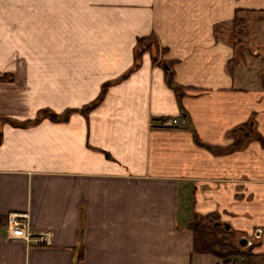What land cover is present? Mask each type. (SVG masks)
<instances>
[{
  "label": "crops",
  "instance_id": "crops-1",
  "mask_svg": "<svg viewBox=\"0 0 264 264\" xmlns=\"http://www.w3.org/2000/svg\"><path fill=\"white\" fill-rule=\"evenodd\" d=\"M237 10L264 0H0V264H219L192 213L264 253V83L233 59Z\"/></svg>",
  "mask_w": 264,
  "mask_h": 264
},
{
  "label": "trees",
  "instance_id": "trees-1",
  "mask_svg": "<svg viewBox=\"0 0 264 264\" xmlns=\"http://www.w3.org/2000/svg\"><path fill=\"white\" fill-rule=\"evenodd\" d=\"M243 13L239 10L235 12L233 27H238L243 23V20L239 17V15ZM264 14V12H262ZM151 47L155 48V61L160 54H165L166 49L157 48L156 40L153 36H148L144 38H139L137 40V57H139L143 52L150 50ZM137 64L135 63L136 67ZM165 67L171 68V63L166 62ZM231 73V72H230ZM165 79L168 86H170L176 96L178 101H181L183 97V89L176 85L173 81V73L170 70L165 72ZM4 80V79H2ZM105 93V88L102 91L100 97L95 103H92L85 108H83L80 112L83 115H86L90 110L96 107ZM73 112V111H70ZM67 112L66 114L70 113ZM65 114V115H66ZM255 140L260 144V146L264 149V140L258 135L255 137ZM193 141L197 147L205 148L211 151L212 147L203 144L193 132ZM219 150V149H216ZM215 150V151H216ZM228 151L231 152V149H221V152ZM220 224V225H218ZM185 228L190 231L193 235V245L192 252L195 254H207L211 255L218 260H220L219 264H264V253L255 254L253 253V249L256 245L252 243L247 246L245 249L248 250H238L234 244L232 243V230L226 228L220 223L219 216L215 213L207 214L204 216L192 213L186 223ZM260 246V244H258ZM82 253L77 254V258L74 264H78L82 260Z\"/></svg>",
  "mask_w": 264,
  "mask_h": 264
},
{
  "label": "rangeland",
  "instance_id": "rangeland-1",
  "mask_svg": "<svg viewBox=\"0 0 264 264\" xmlns=\"http://www.w3.org/2000/svg\"><path fill=\"white\" fill-rule=\"evenodd\" d=\"M230 34L231 41L234 42L235 50L238 52L233 59H236L242 69L255 71L256 76L260 77L264 83V14L247 17L245 22L238 27L232 26ZM248 87L251 88V86ZM243 236L247 237L235 232L232 233V243L238 250L242 251L250 248L245 249L247 246L238 244V240L244 238ZM247 238H250L252 244L256 245L253 253L262 254L254 251L259 247L258 239H255L254 235Z\"/></svg>",
  "mask_w": 264,
  "mask_h": 264
},
{
  "label": "built area",
  "instance_id": "built-area-1",
  "mask_svg": "<svg viewBox=\"0 0 264 264\" xmlns=\"http://www.w3.org/2000/svg\"><path fill=\"white\" fill-rule=\"evenodd\" d=\"M184 124V121H183ZM163 126L165 127H175L176 124L172 123L171 121L163 122ZM4 229L8 235L9 239L14 240H24L29 241L31 235L28 233V223H27V216L23 214H10L7 217L6 224ZM52 234L46 233L42 235L35 236L33 241L37 244H42L49 246L51 243Z\"/></svg>",
  "mask_w": 264,
  "mask_h": 264
},
{
  "label": "water",
  "instance_id": "water-1",
  "mask_svg": "<svg viewBox=\"0 0 264 264\" xmlns=\"http://www.w3.org/2000/svg\"><path fill=\"white\" fill-rule=\"evenodd\" d=\"M218 225H220V224H218ZM222 225H223V226H226V228L230 229L229 226L224 225V224H222ZM243 245H246V246H247V241H246L245 239H243V243L240 244V246H243Z\"/></svg>",
  "mask_w": 264,
  "mask_h": 264
},
{
  "label": "flooded vegetation",
  "instance_id": "flooded-vegetation-1",
  "mask_svg": "<svg viewBox=\"0 0 264 264\" xmlns=\"http://www.w3.org/2000/svg\"><path fill=\"white\" fill-rule=\"evenodd\" d=\"M238 242H239V244H241V243H243V240L240 239V240H238Z\"/></svg>",
  "mask_w": 264,
  "mask_h": 264
}]
</instances>
